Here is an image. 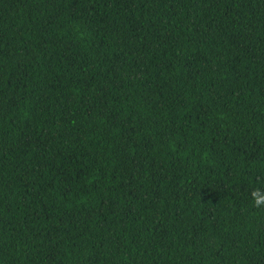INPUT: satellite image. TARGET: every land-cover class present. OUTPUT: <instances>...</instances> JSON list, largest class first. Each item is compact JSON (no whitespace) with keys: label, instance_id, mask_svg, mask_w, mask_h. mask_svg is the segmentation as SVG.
I'll return each instance as SVG.
<instances>
[{"label":"trees","instance_id":"trees-1","mask_svg":"<svg viewBox=\"0 0 264 264\" xmlns=\"http://www.w3.org/2000/svg\"><path fill=\"white\" fill-rule=\"evenodd\" d=\"M264 0H0V264H264Z\"/></svg>","mask_w":264,"mask_h":264},{"label":"clouds","instance_id":"clouds-1","mask_svg":"<svg viewBox=\"0 0 264 264\" xmlns=\"http://www.w3.org/2000/svg\"><path fill=\"white\" fill-rule=\"evenodd\" d=\"M256 203H257V205H259L261 203H264V200H257Z\"/></svg>","mask_w":264,"mask_h":264}]
</instances>
